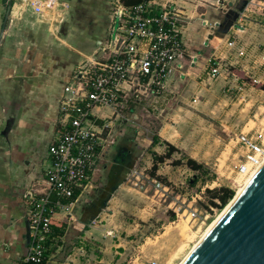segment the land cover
Here are the masks:
<instances>
[{
    "label": "rangeland",
    "instance_id": "374dc122",
    "mask_svg": "<svg viewBox=\"0 0 264 264\" xmlns=\"http://www.w3.org/2000/svg\"><path fill=\"white\" fill-rule=\"evenodd\" d=\"M12 1L6 0L4 6L11 7ZM241 1L223 0L224 6H220L221 14L234 13L236 19L233 26L237 24L238 14L242 11L237 12ZM119 10L114 7L109 16V35L103 51L96 47L93 50L96 52L94 57L83 62L72 76L84 64L104 62L111 57L114 24L119 19L124 22L127 20L117 13ZM117 16L118 20L115 19ZM180 16L183 17L181 13ZM254 23L247 22L244 25L246 29L240 34V39L254 56H258L264 49V22ZM184 24L182 20L179 30ZM249 24L259 29L248 32L251 29ZM224 34V31L220 32V35ZM225 36L211 38L213 43L203 48L202 55L211 57ZM191 66L188 72H184L187 75L180 78L178 75L171 76L169 79L172 82L168 80L165 92L160 97L154 98L150 88L141 81L131 93L118 99L116 110L95 108L91 111L98 123L104 120L111 126V137L119 126L115 121L118 117L115 113L119 112L121 119L134 125V129H125L121 125L122 133L118 135V138L131 137L133 162L124 175L120 191L117 192L119 188L111 187L106 203L109 210H103L106 215L99 214L81 237H78V230L83 229V225L76 216L72 214L73 219L70 220L65 211L57 212L54 219L65 222L66 228L64 235L53 241L52 246L58 242L61 245L54 252L51 251L52 246L46 248L47 264H147L153 259L160 264H180L231 201L221 206L216 199L211 198L209 192L226 188L233 192L234 197L251 176H236L230 173V169L240 157L235 136L253 128L260 119L264 89H258L259 86L252 88L253 84L242 73L240 63L231 67L228 61L222 62L220 75L211 80L207 76V60L196 65L194 62ZM187 67L183 71H187ZM96 110L100 112L94 113ZM133 116L137 121L131 118ZM166 144L176 151L162 163H157V170L153 172L152 154L165 156L168 150ZM113 151L112 145L97 164L98 170L91 181L92 189L88 188L85 191L87 194H91L94 188H101L105 174L103 166L109 163ZM186 158L202 164L205 168L203 172L189 169ZM101 167L103 172L99 171ZM42 177L43 173L35 184L25 190L34 187L38 192L41 191ZM23 193L21 199L27 218L28 208ZM212 202L217 206L212 205ZM193 212L199 216L197 220L190 218ZM26 254L27 248L21 258H25Z\"/></svg>",
    "mask_w": 264,
    "mask_h": 264
},
{
    "label": "crops",
    "instance_id": "0c3cea01",
    "mask_svg": "<svg viewBox=\"0 0 264 264\" xmlns=\"http://www.w3.org/2000/svg\"><path fill=\"white\" fill-rule=\"evenodd\" d=\"M5 1L0 0V264H19L28 245L21 195L49 166L46 152L60 129L64 86L96 47L103 51L112 9L127 7L120 0H11L8 8ZM151 1L184 17L180 34L186 57L172 78L187 75L191 58L195 65L208 60L203 48L219 28L226 35L233 26L218 19L223 0ZM249 26L248 32L259 29ZM115 121L119 126L112 137L126 122Z\"/></svg>",
    "mask_w": 264,
    "mask_h": 264
},
{
    "label": "built area",
    "instance_id": "2783aa9c",
    "mask_svg": "<svg viewBox=\"0 0 264 264\" xmlns=\"http://www.w3.org/2000/svg\"><path fill=\"white\" fill-rule=\"evenodd\" d=\"M117 13L127 20L115 18L119 22H115L111 35L113 54L104 62L95 60L84 64L67 82L60 105L61 127L47 149L49 166L40 179L42 189L38 192L30 187L23 193L29 226L25 262H42L49 223L55 220L59 210L73 219L75 201L63 203L62 200L71 198L75 190L81 195L92 186L97 162L111 136V126L104 120L99 124L91 111L95 108L116 110L118 99L131 93L142 79H146V87L154 98L162 96L169 78L184 59L179 30L183 18L175 8H156L148 0ZM238 15L237 24L230 28L207 60L208 80L217 78L221 63L228 61L231 67L240 63L252 88L264 89V49L254 56L240 39L247 22L254 21L256 25L264 22V0H251ZM194 62L191 58L190 65ZM262 103L263 111L255 126L235 136L240 157L232 164L230 173L236 176L257 171L264 162V98ZM115 115L122 118L119 112ZM190 218L197 220L199 216L193 212ZM147 264L160 263L153 259Z\"/></svg>",
    "mask_w": 264,
    "mask_h": 264
},
{
    "label": "water",
    "instance_id": "95a60500",
    "mask_svg": "<svg viewBox=\"0 0 264 264\" xmlns=\"http://www.w3.org/2000/svg\"><path fill=\"white\" fill-rule=\"evenodd\" d=\"M180 264H264V162Z\"/></svg>",
    "mask_w": 264,
    "mask_h": 264
},
{
    "label": "trees",
    "instance_id": "16d2710c",
    "mask_svg": "<svg viewBox=\"0 0 264 264\" xmlns=\"http://www.w3.org/2000/svg\"><path fill=\"white\" fill-rule=\"evenodd\" d=\"M122 5L126 6L127 8H131L133 6H136V4H140L142 2L148 1V0H120ZM251 0H242L239 10L237 12H240L243 10V8L250 2ZM135 4V5H134ZM237 15V14H236ZM237 17V16H236ZM220 22L224 24L227 22L228 24L234 25L235 22V15L233 12H225L222 13V15L219 16ZM221 29L219 28L216 31L217 37H223L225 35H220ZM241 79V78H240ZM243 79V78H242ZM141 81L146 83V79H142ZM250 82V81H249ZM252 83V82H250ZM135 121V116L131 117ZM101 124V121L100 123ZM123 127L126 128H132L134 129V125L132 124H126V122L122 121ZM60 126V125H59ZM61 127V126H60ZM124 129V130H125ZM120 135L122 133V130L120 129ZM116 135V131H115ZM123 137V138H122ZM130 136H113L108 139V146L105 147L104 151L102 152L100 156V160L97 163H100L105 153L108 151L110 147L113 145V153L111 154L110 161L106 166H103V169H105L104 174V182L101 185L100 189L94 188L92 190V193L87 194V192L82 193L79 195L78 191L75 190L74 194L71 198L67 200H62L63 203H69L74 202L73 208H72V214L76 216L77 221L81 225H83V229L78 230V237H81L83 232L87 230L88 225L97 218V216L105 209L107 200L110 197L111 194V187L117 188L119 185H121L124 181V175L126 174L128 167L132 165L133 162V147H132V139ZM122 138V139H121ZM121 139V140H120ZM114 140V141H113ZM120 140V141H119ZM113 141V142H112ZM119 141V142H118ZM157 141V138L154 140V142ZM167 146V153L165 156H157L156 154H152V157L154 159V164L152 166V171L155 172L157 170L156 165L157 163H162L164 159H168L172 152L176 151L174 147L170 146L169 144H166ZM47 154V152H46ZM186 166L193 170V171H201L205 169L202 164H198L191 158H186ZM102 168V167H101ZM98 169V167H97ZM97 172V170H96ZM103 172V171H102ZM96 174V173H95ZM154 174V173H153ZM92 177V181H93ZM92 189V186H91ZM89 192V191H88ZM212 196V199H216L221 206H225L228 201H230L233 198V192L226 189V188H219L218 190L210 191L209 192ZM212 205L217 206L212 202ZM73 225V224H72ZM50 226V233L48 236H46L44 240V257L42 259V262L40 264H47L46 262V248L53 245V241L56 239H59L64 235V231L66 228L65 222H59L56 220H52L49 223ZM61 242L55 243L54 246H52L51 251L54 252L58 246H60ZM28 246V245H27ZM19 264H33L30 262H25V259L22 258L19 261Z\"/></svg>",
    "mask_w": 264,
    "mask_h": 264
},
{
    "label": "bare ground",
    "instance_id": "6f19581e",
    "mask_svg": "<svg viewBox=\"0 0 264 264\" xmlns=\"http://www.w3.org/2000/svg\"><path fill=\"white\" fill-rule=\"evenodd\" d=\"M255 172H256V170L252 171V172H251L250 174H248V175H246V173H244V174H240V176H243V177H246V176H250V175H251V176L245 181V184L242 186V188L246 185V183L249 181V179L253 176V174H254ZM242 188H240V190H238V192H237L236 195H238V193L242 190ZM220 215H221V214H220ZM219 217H220V216H219ZM219 217H218V218H219ZM218 218H217V219H218ZM215 222H216V221H215ZM215 222H213L212 225H213ZM212 225H210V227L207 229V231L204 232V234L202 235L201 239H202V238L204 237V235L208 232V230L211 228ZM201 239H200V240H201ZM200 240H199V241H200ZM199 241H198V242H199ZM197 244H198V243H197ZM197 244H196V245H197ZM196 245H195V246H196ZM195 246H194V247H195ZM194 247H193V248H194ZM184 259H185V258H184Z\"/></svg>",
    "mask_w": 264,
    "mask_h": 264
}]
</instances>
